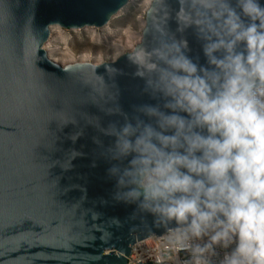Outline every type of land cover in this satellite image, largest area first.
Here are the masks:
<instances>
[{
	"label": "water",
	"instance_id": "obj_1",
	"mask_svg": "<svg viewBox=\"0 0 264 264\" xmlns=\"http://www.w3.org/2000/svg\"><path fill=\"white\" fill-rule=\"evenodd\" d=\"M128 1L0 0V264H126L134 242L167 230L136 204L115 199L109 169L121 162L106 153L115 137L88 123L122 126L109 108L133 123L150 122L141 106L164 110L128 58L137 45L159 46L150 17L157 0L138 43L113 61L60 65L44 49L51 26L103 27ZM180 10L181 0H163L155 15L166 12L165 31L187 41L186 55L207 67L195 27L180 30Z\"/></svg>",
	"mask_w": 264,
	"mask_h": 264
},
{
	"label": "clouds",
	"instance_id": "obj_2",
	"mask_svg": "<svg viewBox=\"0 0 264 264\" xmlns=\"http://www.w3.org/2000/svg\"><path fill=\"white\" fill-rule=\"evenodd\" d=\"M162 4L150 13L159 46L137 45L128 58L164 110L141 106L150 122L133 123L118 107L107 109L124 118L120 127L88 120L115 137L106 149L121 162L109 169L115 199L164 225L185 264H264V6L181 0L180 30L195 27L205 67L186 55L187 41L165 31L166 12L157 20Z\"/></svg>",
	"mask_w": 264,
	"mask_h": 264
},
{
	"label": "rangeland",
	"instance_id": "obj_3",
	"mask_svg": "<svg viewBox=\"0 0 264 264\" xmlns=\"http://www.w3.org/2000/svg\"><path fill=\"white\" fill-rule=\"evenodd\" d=\"M147 0H129L113 20H109V30L103 32V28L96 29L97 37L90 38L88 31L80 33L65 30L64 40L53 36L58 52L51 54L63 65L78 62V57L83 53H88L91 58L90 63L109 62L119 55L132 50L141 36L142 21L145 18ZM48 54V53H47Z\"/></svg>",
	"mask_w": 264,
	"mask_h": 264
},
{
	"label": "built area",
	"instance_id": "obj_4",
	"mask_svg": "<svg viewBox=\"0 0 264 264\" xmlns=\"http://www.w3.org/2000/svg\"><path fill=\"white\" fill-rule=\"evenodd\" d=\"M165 233L134 242L126 257V264H185L187 254L170 247Z\"/></svg>",
	"mask_w": 264,
	"mask_h": 264
},
{
	"label": "bare ground",
	"instance_id": "obj_5",
	"mask_svg": "<svg viewBox=\"0 0 264 264\" xmlns=\"http://www.w3.org/2000/svg\"><path fill=\"white\" fill-rule=\"evenodd\" d=\"M150 2H151V0H147V7H146V9L150 5ZM119 12H117V14H115L112 17L113 20L118 16V13ZM145 12H146V10H145ZM144 21H145V18H144ZM144 21H142V26H144ZM109 26H110V24L107 23L105 26H103V28L102 27H96V28H102L101 30L103 32H107L109 30L108 29ZM94 28L95 27H84V28H81L80 30H77V29H70V30L72 32H76V33H80L81 31H88L89 34H90V38L91 39H95L97 37V33H96V29H94ZM142 29H143V27H142ZM141 32H142V30H141ZM53 36H56L57 39H60V40L63 41L64 38H65L63 29L61 27L57 26V25H53V26L50 27V36H49V39L47 40V42L44 45V49L48 53L49 56H51V54H53V53L58 52V49L55 46L56 43H55V41H53ZM140 37L141 36L139 35L138 40L140 39ZM90 58H91V56L88 53H83V54H81L78 57V62H89ZM51 59L53 61H55L56 63H58L60 65H63V63L62 62H59L57 59H55L53 57H51Z\"/></svg>",
	"mask_w": 264,
	"mask_h": 264
},
{
	"label": "snow or ice",
	"instance_id": "obj_6",
	"mask_svg": "<svg viewBox=\"0 0 264 264\" xmlns=\"http://www.w3.org/2000/svg\"><path fill=\"white\" fill-rule=\"evenodd\" d=\"M89 3L93 5H101L103 3V0H88ZM98 11H102V9H97Z\"/></svg>",
	"mask_w": 264,
	"mask_h": 264
}]
</instances>
